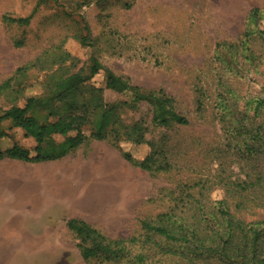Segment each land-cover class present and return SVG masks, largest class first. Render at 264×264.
<instances>
[{"label":"rangeland","instance_id":"rangeland-1","mask_svg":"<svg viewBox=\"0 0 264 264\" xmlns=\"http://www.w3.org/2000/svg\"><path fill=\"white\" fill-rule=\"evenodd\" d=\"M254 8L264 16V0H0V84L21 66L47 67L54 53L65 52L70 58L62 72L86 69L95 58L134 86L162 90L174 100L175 111L189 120L187 126H154L151 106L144 101L132 104L130 92L118 95L106 89L101 70L89 83L103 89L105 104L119 106L124 125L140 123L146 128L145 139L153 148L123 142L118 149L92 140L62 160L21 164L28 181H17L12 190L17 199L11 196L10 211L17 213L9 215L7 229L0 232L5 264H137L140 253L143 264H165L153 245L142 244V222L167 211L185 183L209 179L207 195L218 201L224 192L215 177L242 178L234 158L223 159L221 169L217 161L229 139L218 122L222 112L218 94H227L226 86L234 92L235 98L225 104L247 111L244 126L251 129L261 121L253 118L254 104L248 102L263 95L264 43L252 36L251 50L263 54L260 63L243 60L229 67L220 64L226 59L217 44L240 39ZM32 13L26 26L3 19ZM259 26L264 30V20ZM37 65L27 72L25 93L17 106L22 107L26 97L45 94L50 72ZM8 97L0 98V115L11 106ZM35 115L44 119L45 112ZM0 130L11 138H0V148L17 143L33 151L34 141L24 138L20 129H10L8 121L1 122ZM153 151L159 154L149 170L124 158L129 154L142 161ZM164 154L171 164L166 170ZM17 209L24 214L18 215ZM70 218L124 241L123 257L85 262L66 226ZM244 218L264 219V211Z\"/></svg>","mask_w":264,"mask_h":264},{"label":"trees","instance_id":"trees-1","mask_svg":"<svg viewBox=\"0 0 264 264\" xmlns=\"http://www.w3.org/2000/svg\"><path fill=\"white\" fill-rule=\"evenodd\" d=\"M32 15L25 18L5 15L3 19L26 26ZM249 18L240 39L217 44V50L222 51V58L226 59L220 63L222 66L226 63L229 67L231 63L243 60L252 63L262 61L263 54L257 55L251 50V42H254L252 36H258L264 43V30L259 26L264 16L258 8H254ZM80 42L87 45L85 38H81ZM50 58L52 61L47 67L36 63L21 66L0 84V98L6 94L11 103L10 108L0 115V124L8 121L10 129H20L24 138H32L35 142L33 151L17 143L0 148V160L30 164L57 161L92 140L105 141L118 149L123 142L135 145L146 143L152 147V142L145 139L146 128L140 123L124 125L119 106L105 104L103 89L89 83L101 70L104 71L106 89L118 95L130 92L132 104L144 101L151 106L154 126L170 128L189 125V120L175 111L174 100L162 90H144L134 86L127 78L103 67L95 58H91L88 68L73 73L62 72V65L70 58L67 53L57 52ZM34 64L50 72L45 82V94L26 97L24 105L17 106L19 97L25 93L27 72ZM225 91L227 94H218L222 107L218 122L223 124V134L229 133V139L218 151L217 161H220L221 169L223 159L234 158L242 178L215 177L224 192L218 201L211 200L207 195L211 188L209 179L198 178L192 183H185L180 193L172 197L175 203L167 211L142 222V244L153 245L154 254L164 255L165 264L167 261L169 264H264V219L247 221L244 218V215H251L257 210L264 211V112H261L264 110V89L262 96L248 102L254 104L253 118H261L251 129L242 124L249 116L247 111L227 105L235 95L228 86ZM201 108L200 104L197 110ZM38 110L45 112L44 119L35 115ZM58 137L63 140L58 141ZM0 138L11 139L3 130H0ZM158 154L153 151L142 161H134L129 154H124V158L149 170ZM170 165L164 154V170ZM66 226L74 235L85 262L99 257L113 262L123 257L124 241L107 238L79 218L68 219ZM156 238L164 244H159ZM135 258L137 264H143L144 254L140 253Z\"/></svg>","mask_w":264,"mask_h":264},{"label":"crops","instance_id":"crops-1","mask_svg":"<svg viewBox=\"0 0 264 264\" xmlns=\"http://www.w3.org/2000/svg\"><path fill=\"white\" fill-rule=\"evenodd\" d=\"M32 141L34 140L32 139ZM23 163L24 162H20L17 160H10V159L0 160V224H1L0 232L1 231L3 232L7 229L6 226L9 224V215L17 213L10 211L11 210L10 204L14 203L12 202L13 200L11 199V196L13 197V199L15 200L17 199L13 195H11L14 192L12 190L16 188L15 185L17 181H20L21 183L28 181L27 176L25 174H22V172H20L22 169L21 164ZM24 211L25 210H21V211L19 210L18 215L19 213L24 214ZM28 245H33V244L29 242ZM0 247H3V244H0ZM6 262L8 261L5 260L3 261V256L2 257L0 256V264H5Z\"/></svg>","mask_w":264,"mask_h":264}]
</instances>
